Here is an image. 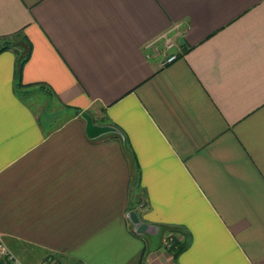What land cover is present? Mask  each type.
<instances>
[{
    "label": "crops",
    "instance_id": "0c3cea01",
    "mask_svg": "<svg viewBox=\"0 0 264 264\" xmlns=\"http://www.w3.org/2000/svg\"><path fill=\"white\" fill-rule=\"evenodd\" d=\"M164 33L181 55L161 66ZM7 37L0 237L18 257L264 264V0H0Z\"/></svg>",
    "mask_w": 264,
    "mask_h": 264
},
{
    "label": "built area",
    "instance_id": "2783aa9c",
    "mask_svg": "<svg viewBox=\"0 0 264 264\" xmlns=\"http://www.w3.org/2000/svg\"><path fill=\"white\" fill-rule=\"evenodd\" d=\"M158 44L162 45L160 50ZM148 48L155 49L161 57V66L173 63L180 55L181 51L176 47L175 42L168 33L161 34L147 44ZM0 264H26L8 247L2 237H0ZM36 264H57L54 260H44Z\"/></svg>",
    "mask_w": 264,
    "mask_h": 264
},
{
    "label": "trees",
    "instance_id": "16d2710c",
    "mask_svg": "<svg viewBox=\"0 0 264 264\" xmlns=\"http://www.w3.org/2000/svg\"><path fill=\"white\" fill-rule=\"evenodd\" d=\"M18 33V32H16ZM20 33V32H19ZM14 34L13 36L11 37H16L18 39L21 38V35L20 34ZM13 40H9V38H2V40H0V53L8 48H10L13 44ZM29 53L26 52L24 55H21L19 53H17V56H18V59H17V69H16V80H17V87L19 88L20 90V98H26V94L28 93V89L27 87H25L24 85H22L19 81L20 79V76H21V69L24 65V63L26 62L27 60V57H28ZM32 89V88H31ZM167 243H168V248H169V251L177 256L178 254H180L182 251L185 250L187 244H188V241L186 240H178V239H174L172 237L168 238L167 239ZM76 264H79V263H76Z\"/></svg>",
    "mask_w": 264,
    "mask_h": 264
},
{
    "label": "rangeland",
    "instance_id": "374dc122",
    "mask_svg": "<svg viewBox=\"0 0 264 264\" xmlns=\"http://www.w3.org/2000/svg\"><path fill=\"white\" fill-rule=\"evenodd\" d=\"M9 40H14V38H9ZM140 209H141V207L138 206V204H131L130 207H129V209H128L129 210L128 215L131 216L133 213L139 214L140 213ZM131 217H132V219H134V218L137 219V217H135L134 215H132ZM128 220L132 223V221L129 218H128ZM18 255H19V258L21 259V261H23L26 264H31L30 260H28L26 258V256H24L21 253H19ZM69 264H71V263H69Z\"/></svg>",
    "mask_w": 264,
    "mask_h": 264
},
{
    "label": "water",
    "instance_id": "95a60500",
    "mask_svg": "<svg viewBox=\"0 0 264 264\" xmlns=\"http://www.w3.org/2000/svg\"><path fill=\"white\" fill-rule=\"evenodd\" d=\"M86 123H87V126L88 127H90V125H92V121H86ZM133 215L136 217V214L135 213H133ZM132 216V215H131ZM130 215L128 216L129 217V219L132 221V224H133V226L135 227V230H136V227H137V225H139L140 223H139V220L138 219H132V217H131Z\"/></svg>",
    "mask_w": 264,
    "mask_h": 264
}]
</instances>
